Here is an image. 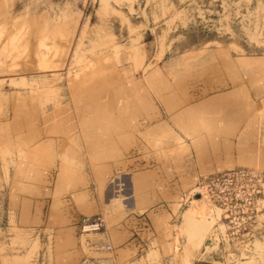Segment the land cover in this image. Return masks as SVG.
Returning <instances> with one entry per match:
<instances>
[{
	"label": "rangeland",
	"instance_id": "1",
	"mask_svg": "<svg viewBox=\"0 0 264 264\" xmlns=\"http://www.w3.org/2000/svg\"><path fill=\"white\" fill-rule=\"evenodd\" d=\"M242 168L231 241L198 183ZM85 258L264 264V0H0V264Z\"/></svg>",
	"mask_w": 264,
	"mask_h": 264
},
{
	"label": "built area",
	"instance_id": "2",
	"mask_svg": "<svg viewBox=\"0 0 264 264\" xmlns=\"http://www.w3.org/2000/svg\"><path fill=\"white\" fill-rule=\"evenodd\" d=\"M257 175L250 169H234L211 174L198 183L201 195L207 196L221 210L222 219L227 226L226 237L233 241L249 232L247 225L254 222L260 203L261 189L252 183ZM101 216L84 217L80 222L82 231H95L102 227ZM110 250V245H106ZM80 264H117L109 258H85Z\"/></svg>",
	"mask_w": 264,
	"mask_h": 264
},
{
	"label": "bare ground",
	"instance_id": "3",
	"mask_svg": "<svg viewBox=\"0 0 264 264\" xmlns=\"http://www.w3.org/2000/svg\"><path fill=\"white\" fill-rule=\"evenodd\" d=\"M231 63H232V62H231ZM231 63H230V64H231ZM208 64H210V63H208ZM227 67H228V66H227ZM146 68H147V67H146ZM146 68H145V69H146ZM147 69H148V68H147ZM228 69H229V68H228ZM159 74H160V73H159ZM161 80H162V79H161ZM174 81H175V80H174ZM170 82H171V81H170ZM175 85H176V83H175ZM174 90H175V89H174ZM174 90H173V91H174ZM230 93H231V92H230ZM134 95H135V94H134ZM175 97H176V96H175ZM179 110H180V109H179ZM177 111H178V110H177ZM177 111H175V112H177ZM146 117H147V116H146ZM170 117H171V116H170ZM175 121H176V120H175ZM185 121H186V120H185ZM173 123H174V121H173ZM179 124H180V123H179ZM179 124H178V125H179ZM183 124H184V123H183ZM175 125H176V124H175ZM179 126H180V125H179ZM161 128H162V127H161ZM160 130H163V129H160ZM164 131H165V130H164ZM159 133L162 134V131L159 132ZM166 133H168V132H166ZM162 135H163V134H162Z\"/></svg>",
	"mask_w": 264,
	"mask_h": 264
},
{
	"label": "crops",
	"instance_id": "4",
	"mask_svg": "<svg viewBox=\"0 0 264 264\" xmlns=\"http://www.w3.org/2000/svg\"><path fill=\"white\" fill-rule=\"evenodd\" d=\"M196 253L195 252H189L187 253L188 256H192V255H195ZM192 262L194 263L195 262V258L192 259Z\"/></svg>",
	"mask_w": 264,
	"mask_h": 264
},
{
	"label": "water",
	"instance_id": "5",
	"mask_svg": "<svg viewBox=\"0 0 264 264\" xmlns=\"http://www.w3.org/2000/svg\"><path fill=\"white\" fill-rule=\"evenodd\" d=\"M200 197H201L200 193H196L195 195H193L194 199H197V198H200Z\"/></svg>",
	"mask_w": 264,
	"mask_h": 264
}]
</instances>
